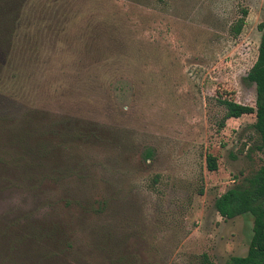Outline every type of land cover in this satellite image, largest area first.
<instances>
[{
  "label": "rangeland",
  "instance_id": "rangeland-1",
  "mask_svg": "<svg viewBox=\"0 0 264 264\" xmlns=\"http://www.w3.org/2000/svg\"><path fill=\"white\" fill-rule=\"evenodd\" d=\"M261 23L264 0H0V264L243 256L252 216L213 203L264 148L217 99L254 107Z\"/></svg>",
  "mask_w": 264,
  "mask_h": 264
},
{
  "label": "trees",
  "instance_id": "trees-1",
  "mask_svg": "<svg viewBox=\"0 0 264 264\" xmlns=\"http://www.w3.org/2000/svg\"><path fill=\"white\" fill-rule=\"evenodd\" d=\"M245 13V11H243ZM243 18H238L230 27L234 35L238 34ZM260 32L257 54L246 73V80L253 83L254 107L237 103L230 98H218L224 108L223 118H237L243 114H254L253 127L258 135V149L264 148V24L258 25ZM208 170H215V159L205 154ZM214 208L224 218L248 212L252 216L251 237L243 256H232L224 264H264V158L256 172L246 180L243 188H229L214 200ZM203 260V264H207Z\"/></svg>",
  "mask_w": 264,
  "mask_h": 264
}]
</instances>
